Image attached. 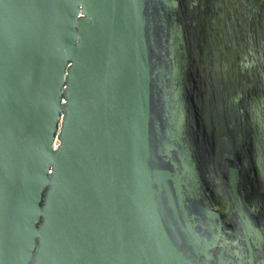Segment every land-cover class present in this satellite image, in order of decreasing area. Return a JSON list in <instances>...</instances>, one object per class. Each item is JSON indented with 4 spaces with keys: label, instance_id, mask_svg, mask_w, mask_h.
Here are the masks:
<instances>
[{
    "label": "water",
    "instance_id": "obj_1",
    "mask_svg": "<svg viewBox=\"0 0 264 264\" xmlns=\"http://www.w3.org/2000/svg\"><path fill=\"white\" fill-rule=\"evenodd\" d=\"M0 264H264V0H0Z\"/></svg>",
    "mask_w": 264,
    "mask_h": 264
}]
</instances>
